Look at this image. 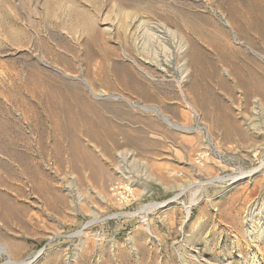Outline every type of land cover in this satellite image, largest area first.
<instances>
[{
	"label": "rangeland",
	"instance_id": "374dc122",
	"mask_svg": "<svg viewBox=\"0 0 264 264\" xmlns=\"http://www.w3.org/2000/svg\"><path fill=\"white\" fill-rule=\"evenodd\" d=\"M159 24L183 60L159 67ZM263 90L264 0H0V244L30 264H250L264 167L229 178L264 163ZM154 204L150 230L121 216Z\"/></svg>",
	"mask_w": 264,
	"mask_h": 264
},
{
	"label": "bare ground",
	"instance_id": "6f19581e",
	"mask_svg": "<svg viewBox=\"0 0 264 264\" xmlns=\"http://www.w3.org/2000/svg\"><path fill=\"white\" fill-rule=\"evenodd\" d=\"M124 16H125V18H124V20H122L121 21V24H119V26H118V28L119 29H122L126 34H128V33H130L131 31H132V29L135 27V23H128L127 21H125V20H127L128 19V15H126V13L124 14ZM78 19V18H77ZM80 19V18H79ZM87 19V18H86ZM89 19V18H88ZM122 19V18H121ZM88 21V20H87ZM85 23H86V21H85ZM140 23V22H139ZM145 23V22H144ZM141 24V23H140ZM140 26H142V25H140ZM159 26H160V24H159ZM160 28L161 29H163V33H164V36L166 37V38H161V36H159V35H157L156 34V32H154V30L152 31L151 30V32L149 33V31H147V33H149L148 34V39L150 40V42L151 41H157V42H159V43H162V45H160V47L162 48V50H163V54H164V58H158V64H159V67H163L164 66V62H171L170 60H171V58H172V55H170L171 54V48H172V45H174V46H176V49H177V57L178 58H181L182 60H183V55L184 54H186V52L189 50V45H188V43L186 42V40H185V38L178 32V31H176V30H172L171 28H168V27H166V26H160ZM116 29V28H115ZM137 29V28H136ZM138 29H139V27H138ZM136 34H137V32H135ZM133 34L134 36L136 35V34ZM139 33V32H138ZM131 34V33H130ZM183 34V33H182ZM138 35V34H137ZM133 36V37H134ZM139 37V36H138ZM138 37H135V39H136V41H138L139 40V38ZM133 39V38H132ZM166 39H168L169 41H170V44H168L167 43V40ZM177 40V41H176ZM143 41V40H142ZM189 41V40H188ZM190 42V41H189ZM139 43V42H138ZM146 41H143V43L141 44V45H138V49L140 50H143V51H145V47H147L146 46ZM151 45V44H150ZM158 45V44H157ZM154 46H156V45H154ZM187 48H188V50H187ZM146 49H148V48H146ZM160 49V48H159ZM149 50V49H148ZM147 51V50H146ZM149 51H151V50H149ZM157 53H159V52H157ZM157 53H155V54H157ZM145 55V54H144ZM154 55V54H153ZM147 56V55H146ZM155 56V55H154ZM186 56V55H185ZM155 57H157V56H155ZM185 63L186 64H188V60H185ZM192 64V63H191ZM184 66H186V65H184ZM183 66V67H184ZM182 67V66H181ZM187 67V66H186ZM141 69V68H140ZM181 69V68H180ZM183 69V68H182ZM181 69V70H182ZM190 69L187 67V68H185V70L184 71H182L183 72V76H185V74H189V71ZM181 72V73H182ZM62 75H64L65 77H69L66 73H63V72H60ZM149 77H152L150 74H149ZM184 78V77H183ZM182 80V79H181ZM84 81V83H85V85L88 87V88H90V90H91V93L94 95V97L96 98V99H100V96L99 95H97L94 91H93V89H91V87H90V85H89V83L86 81V80H83ZM264 91V90H263ZM116 98H121L120 96L119 97H116ZM255 101V103L257 104L256 105V107H255V109H257L259 106V108H261V112H262V116H264V103L262 102V101H260L259 99H255L254 100ZM127 102H129V103H131V101H129V100H127ZM254 103V104H255ZM136 106V105H135ZM139 107H141V109H144V110H146V111H149V110H152L153 111V109L151 108V107H148V106H144V105H142V106H139ZM191 109V108H190ZM154 112H156L158 115H160V116H162V119L166 122V123H168L170 126H174L176 129H179V130H182V131H187V128H185V127H183V126H178V125H173V124H171V123H169V120L170 119H168L166 116H164V115H162V113L158 110V109H154ZM195 112V111H194ZM256 113V112H255ZM195 114H197L196 112H195ZM199 115V114H198ZM264 118V117H263ZM253 121V120H252ZM203 128L202 127H199V129H197V131L199 130H202ZM207 131V130H206ZM208 140H209V142L212 144L213 143V138L210 136V135H208ZM80 148V147H79ZM78 148V149H79ZM218 150V149H217ZM86 152V151H85ZM89 154V153H88ZM101 154V153H100ZM127 155L128 154H125V156L123 155V154H121V161H122V159L124 160L125 158H127ZM129 155L130 156H132V158H134L135 157V155L133 154V153H129ZM101 156V155H100ZM103 157V156H102ZM119 157V156H118ZM87 158V157H86ZM119 159H120V157H119ZM91 161H93V160H91ZM125 161V160H124ZM124 161H122V162H124ZM126 161H127V159H126ZM135 161V160H134ZM98 165V163H96L95 162V165ZM124 164H125V162H124ZM139 164V163H138ZM96 165V167L97 168H99L98 166ZM134 165V164H133ZM100 166V165H99ZM138 166V165H137ZM101 167V166H100ZM262 167H264V163L262 164V166L261 167H258V168H256V169H254V170H251V171H247V172H241L240 173V175H238V176H233V177H231V178H229L230 180H232L234 183H236V182H240V181H242V180H245V179H248V178H250V177H252V176H254V175H256L257 173H259L260 172V170H261V168ZM116 169V168H115ZM118 169V168H117ZM121 169V168H120ZM94 170V169H93ZM139 170V169H138ZM123 171V170H122ZM119 173V172H118ZM121 173V172H120ZM123 173V172H122ZM121 173V174H122ZM151 174V173H150ZM127 175V174H126ZM129 175V174H128ZM123 176V175H122ZM148 178V177H147ZM151 179V178H150ZM211 181V180H210ZM216 181H219V182H225V181H227V179H224V178H217V179H215V182ZM211 182H214V181H211ZM196 184V183H195ZM195 184H193V185H195ZM140 185V184H139ZM143 187V186H142ZM189 189V188H188ZM145 190V189H144ZM185 191H187V188H184L183 189V193L185 192ZM182 194V193H181ZM180 195V194H179ZM93 196V195H92ZM101 196V195H100ZM178 196V195H177ZM109 197V196H108ZM106 199V201L108 200L107 198H105ZM84 202H85V200H84ZM196 204V203H195ZM194 203H192V205H195ZM165 206V205H164ZM159 207H161V204H154V205H150V206H147V207H145V208H141V209H139V210H137L136 212H134V213H122L121 214V216H141L142 218H143V220L145 221V225H146V229H148V230H150V224H149V222H147V217H148V215H149V213L150 212H152V211H154L155 209H157V208H159ZM255 208H253V210H254ZM264 209V208H263ZM252 210V211H253ZM251 212V211H250ZM255 212V211H254ZM263 212V211H262ZM250 214V213H249ZM263 219V218H262ZM253 218L252 217H249L248 219H247V221L245 222L246 224H247V226H248V229H247V233H245V235L247 234V237H248V241H250L251 243H252V245H253V247L256 249V250H258V251H255L254 252V254H253V258L250 260L251 261V263L250 264H261V258L258 256L260 253H261V251L259 252V249H261V245H263L264 246V230L262 231L261 230V233H262V236H261V238L259 239V240H257V237L255 236V234H256V230H255V226L253 225ZM264 224V223H263ZM259 226V225H258ZM261 227V226H260ZM264 228V227H263ZM257 229H259V228H257ZM243 230H245V229H243ZM260 233V232H259ZM258 233V234H259ZM82 234V232H78L77 233V235L78 236H80ZM259 237V236H258ZM249 248H251V247H249ZM263 253V252H262ZM0 255L1 256H3V255H7L8 256V261L6 262L7 264H30V262H27V261H24V262H16V261H14L11 257H10V255H9V253H8V251H7V249H6V247L4 246V245H2V244H0ZM264 255V254H263ZM262 255V256H263ZM262 264H264V260H263V263Z\"/></svg>",
	"mask_w": 264,
	"mask_h": 264
}]
</instances>
